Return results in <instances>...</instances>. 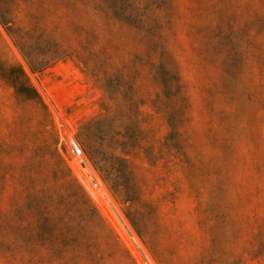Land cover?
<instances>
[{"label":"rangeland","instance_id":"1","mask_svg":"<svg viewBox=\"0 0 264 264\" xmlns=\"http://www.w3.org/2000/svg\"><path fill=\"white\" fill-rule=\"evenodd\" d=\"M67 124L154 264H264V0H0V264H143Z\"/></svg>","mask_w":264,"mask_h":264},{"label":"built area","instance_id":"2","mask_svg":"<svg viewBox=\"0 0 264 264\" xmlns=\"http://www.w3.org/2000/svg\"><path fill=\"white\" fill-rule=\"evenodd\" d=\"M62 158L72 170L80 188L91 204L98 210L113 227L120 238L131 247V252L143 262L154 264L144 252L140 241L127 222L120 207L108 192L97 171L84 154L72 127L67 124L62 131Z\"/></svg>","mask_w":264,"mask_h":264},{"label":"trees","instance_id":"3","mask_svg":"<svg viewBox=\"0 0 264 264\" xmlns=\"http://www.w3.org/2000/svg\"><path fill=\"white\" fill-rule=\"evenodd\" d=\"M13 69H9L7 74H5V79L10 83V85L15 90L17 96L21 97L26 101H36L39 103V100L35 94H28L30 90L27 88V79L22 70L18 71V74H13Z\"/></svg>","mask_w":264,"mask_h":264}]
</instances>
